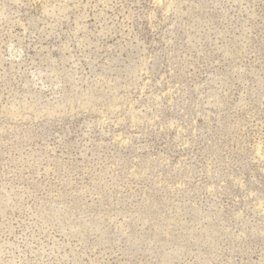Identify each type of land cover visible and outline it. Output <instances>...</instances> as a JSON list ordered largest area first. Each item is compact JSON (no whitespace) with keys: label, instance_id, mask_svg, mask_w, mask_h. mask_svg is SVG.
Wrapping results in <instances>:
<instances>
[{"label":"rangeland","instance_id":"rangeland-1","mask_svg":"<svg viewBox=\"0 0 264 264\" xmlns=\"http://www.w3.org/2000/svg\"><path fill=\"white\" fill-rule=\"evenodd\" d=\"M0 264H264V0H0Z\"/></svg>","mask_w":264,"mask_h":264}]
</instances>
